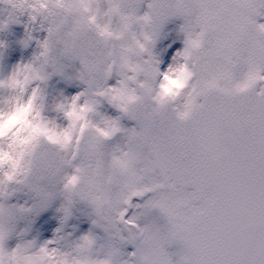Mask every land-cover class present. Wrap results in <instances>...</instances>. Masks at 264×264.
Instances as JSON below:
<instances>
[{
    "label": "snow or ice",
    "instance_id": "snow-or-ice-1",
    "mask_svg": "<svg viewBox=\"0 0 264 264\" xmlns=\"http://www.w3.org/2000/svg\"><path fill=\"white\" fill-rule=\"evenodd\" d=\"M0 264H264V0H0Z\"/></svg>",
    "mask_w": 264,
    "mask_h": 264
}]
</instances>
